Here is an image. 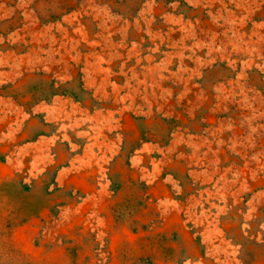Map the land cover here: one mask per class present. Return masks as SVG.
I'll use <instances>...</instances> for the list:
<instances>
[{
  "label": "rangeland",
  "instance_id": "1",
  "mask_svg": "<svg viewBox=\"0 0 264 264\" xmlns=\"http://www.w3.org/2000/svg\"><path fill=\"white\" fill-rule=\"evenodd\" d=\"M0 264H264V0H0Z\"/></svg>",
  "mask_w": 264,
  "mask_h": 264
}]
</instances>
